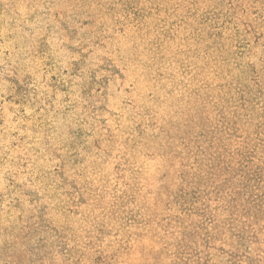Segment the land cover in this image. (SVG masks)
<instances>
[{"label":"rangeland","instance_id":"374dc122","mask_svg":"<svg viewBox=\"0 0 264 264\" xmlns=\"http://www.w3.org/2000/svg\"><path fill=\"white\" fill-rule=\"evenodd\" d=\"M0 264H264V0H0Z\"/></svg>","mask_w":264,"mask_h":264}]
</instances>
